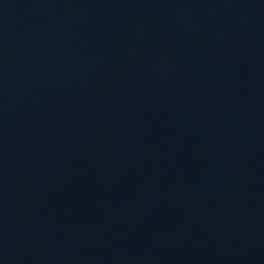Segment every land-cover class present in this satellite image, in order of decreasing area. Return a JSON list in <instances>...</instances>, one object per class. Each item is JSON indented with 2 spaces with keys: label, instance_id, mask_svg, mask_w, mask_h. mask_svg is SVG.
<instances>
[{
  "label": "water",
  "instance_id": "95a60500",
  "mask_svg": "<svg viewBox=\"0 0 264 264\" xmlns=\"http://www.w3.org/2000/svg\"><path fill=\"white\" fill-rule=\"evenodd\" d=\"M0 264H264V0H0Z\"/></svg>",
  "mask_w": 264,
  "mask_h": 264
}]
</instances>
